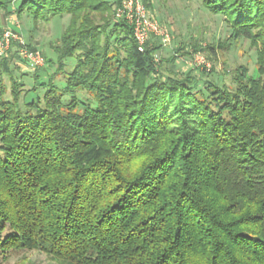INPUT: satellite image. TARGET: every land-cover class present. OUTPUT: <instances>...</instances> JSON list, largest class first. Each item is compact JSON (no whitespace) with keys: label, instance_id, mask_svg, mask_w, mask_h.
Returning a JSON list of instances; mask_svg holds the SVG:
<instances>
[{"label":"trees","instance_id":"16d2710c","mask_svg":"<svg viewBox=\"0 0 264 264\" xmlns=\"http://www.w3.org/2000/svg\"><path fill=\"white\" fill-rule=\"evenodd\" d=\"M199 1L230 33L192 52L244 39L257 79L246 64L222 74L213 65L211 80L168 72L191 52L182 44L157 62L152 40L139 51L115 15L122 0H0V12L34 24L68 16L49 44L53 71L36 72L29 90L12 61L35 49L11 42L0 57L3 258L264 264V0Z\"/></svg>","mask_w":264,"mask_h":264},{"label":"rangeland","instance_id":"374dc122","mask_svg":"<svg viewBox=\"0 0 264 264\" xmlns=\"http://www.w3.org/2000/svg\"><path fill=\"white\" fill-rule=\"evenodd\" d=\"M142 2L150 17L164 29L168 36L166 44L159 36L151 35L147 40V42L152 40V42H156L157 45L161 46L160 51L156 54V61L159 62L161 59L169 58L172 55L176 56L174 50L182 44H184V47L187 46V52H191L188 57L177 56L174 62L164 64V68L168 72L172 71L178 74L191 72L201 80H211L216 74H211L206 78L203 73L209 74L213 65L215 71L222 74L223 71H231L240 64H246L248 66L246 77L249 79L258 78L254 63V51L249 50L248 42L244 39L234 45L231 43L226 50H216L214 56L206 51L192 52L190 45L193 42L198 41L202 47H205L207 44L224 42L230 33L222 17L210 14L202 7L199 0H142ZM146 5L148 6L146 7ZM11 10V14L0 12V36L2 32L8 29L16 31L24 43L33 47L44 59L43 65L37 66H31L24 59L25 63L16 59L12 61L20 68L15 73L16 76L24 84V89L29 90L34 82L36 72L43 79L46 75L44 69H47L50 73L53 71V68L47 65V58L51 55L49 44L59 36L61 29L67 24L68 16L61 19L54 18L48 23L38 21L34 24L28 15L23 14V17L18 19L14 10L12 8ZM37 68L41 70H36ZM228 77L224 76L227 83L230 81ZM218 78H221V76ZM57 79L60 80V78ZM43 91L42 88L38 87L35 95L30 94L24 99L34 98L36 95L42 94ZM77 97L84 101L88 98L84 93H79ZM62 100L66 102L68 97L65 96ZM0 264H56V262L38 251H18L10 252L6 258H3L0 253Z\"/></svg>","mask_w":264,"mask_h":264},{"label":"built area","instance_id":"2783aa9c","mask_svg":"<svg viewBox=\"0 0 264 264\" xmlns=\"http://www.w3.org/2000/svg\"><path fill=\"white\" fill-rule=\"evenodd\" d=\"M116 17L123 18L131 26L139 51H143V47L151 35L161 37L165 42L164 44L168 41L164 29L150 17L142 0H123L116 11ZM11 42L24 45L22 38L14 31L8 29L2 32L0 36V56H3L9 50ZM20 54L31 66L43 65L44 59L37 51H30L22 46Z\"/></svg>","mask_w":264,"mask_h":264}]
</instances>
